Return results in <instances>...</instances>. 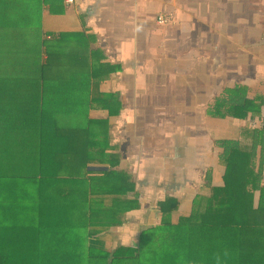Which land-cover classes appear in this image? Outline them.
I'll return each mask as SVG.
<instances>
[{
  "label": "trees",
  "instance_id": "obj_1",
  "mask_svg": "<svg viewBox=\"0 0 264 264\" xmlns=\"http://www.w3.org/2000/svg\"><path fill=\"white\" fill-rule=\"evenodd\" d=\"M46 1L54 0H0V152L10 160H0V196L5 199L0 202V264H264L263 133L247 126L240 128L238 144L223 161L222 185L210 184L206 193H197L184 213L178 197L158 201L161 222L141 234L166 244L106 247L109 232L140 208L136 182L132 172L120 169L115 148L91 152L87 143L80 154L74 148L83 132H62L45 111L42 83L52 62V55L47 63L41 60L47 50L40 35V2ZM259 97L247 99L244 86L226 89L209 114L254 118L264 107ZM99 102L110 118L123 108L119 100L108 106ZM85 131L90 134L89 127ZM59 146V153L75 154L73 162L57 159ZM94 159L109 166L99 177H88L87 170L84 177L62 173L88 168Z\"/></svg>",
  "mask_w": 264,
  "mask_h": 264
},
{
  "label": "crops",
  "instance_id": "obj_2",
  "mask_svg": "<svg viewBox=\"0 0 264 264\" xmlns=\"http://www.w3.org/2000/svg\"><path fill=\"white\" fill-rule=\"evenodd\" d=\"M157 14L170 23L158 25ZM40 19L42 62L52 55L53 76L42 83L45 111L58 129L79 128L88 140L89 127L95 143L99 137L109 145L97 149L120 153V169L141 156L142 166L163 167L150 171L161 177L156 187L168 190L162 182H173L174 191L193 190L189 203L210 184L222 185L217 165L251 118L209 112L236 86L246 87L251 101L264 98V0H54L44 3ZM118 100L123 108L110 118L99 101ZM59 150L57 159H70ZM126 152L139 156L127 163Z\"/></svg>",
  "mask_w": 264,
  "mask_h": 264
},
{
  "label": "rangeland",
  "instance_id": "obj_3",
  "mask_svg": "<svg viewBox=\"0 0 264 264\" xmlns=\"http://www.w3.org/2000/svg\"><path fill=\"white\" fill-rule=\"evenodd\" d=\"M45 3V2H44ZM43 3V5H44ZM40 10H43V6L42 3L40 2ZM42 12V11H41ZM34 21L38 20V16L33 17ZM42 32H40L41 35ZM54 60V58H53ZM51 62V61H50ZM48 74L51 76L50 74V68L47 67L46 68ZM54 73L56 74V69L54 68ZM240 96V93L238 94ZM259 95H256L254 97L255 100H259ZM257 119H259V115L255 116ZM245 126V125H244ZM231 127V126H229ZM76 131L79 130V128L75 129ZM89 139L91 137V139H93V142H91V140H87V138L83 135H81L78 138V142L75 144V150L77 148H79L80 150V154H83V150L87 149V146L89 148H93L94 150L97 149L96 147L99 146V144L95 143L96 142V137L93 135H88ZM126 137L128 139H132L133 137H131L129 135V133L126 135ZM89 141V142H88ZM97 141H102V138H97ZM88 142V145H86ZM229 148L232 147V144H226ZM86 147V148H84ZM84 148V149H83ZM227 148V147H225ZM94 150H90L91 152ZM78 154V153H77ZM147 154H151V152H147L145 153V155ZM5 155V156H3ZM7 153H2L0 152V160L2 158V160H4V162L8 163L10 160L7 158ZM79 155V154H78ZM132 155H138V152H126L125 156L127 157V159L129 160L127 163H130V160L132 158ZM75 158V154L71 155L70 159L72 161V159L74 160ZM142 156L140 158H138L137 162L132 165V166H126L124 168V170H127L129 172H132L134 174V180L136 182V196L138 197V200L140 202V208L137 210H132L131 212H129L127 214V216L125 217V221L124 223L117 227L112 229L109 233V240H106V247L109 248L110 250H115L117 248L120 247H137L139 248L140 246H145V245H150L152 249H156L159 246H161L162 244H166L164 241H160V239H153L151 237H153L152 234L150 233H146L144 235H142V231L145 230L146 228L152 226V225H156L159 224L161 222V213L160 210L157 206L158 201L162 200L165 198L166 195H173L175 197H178L181 204V211L184 213L186 211H189L190 206H191V202L189 203V199L188 197L192 194L193 190H191V192H187L188 190L184 189H178V191H174L172 190V187L174 186L173 182H162L163 185H166L167 188H169L168 190H164L161 188H157L160 185V178L157 172H150L152 170V168H159V169H164L163 167H159V166H155L154 164H145L144 166H142ZM149 161H151V158H148ZM73 162V161H72ZM94 162H99L97 159H94ZM1 167V165H0ZM16 167V166H15ZM101 167H94V166H90L89 168L84 167V165H80L79 167H77L76 170H66L63 171L62 173L64 174H69L72 173L76 175H79L80 177H84V175H86L85 170H87V172H89L90 174L87 173L88 177H99L101 176L100 172H96L98 171V169H100ZM109 168V167H108ZM218 170L216 171V179L218 176V180H220L219 178V174L223 173L224 170V163L223 160L221 161V164L217 165ZM215 173V172H214ZM156 174V176H154ZM1 175V173H0ZM83 175V176H82ZM154 176V177H153ZM152 177V179H150ZM215 179V181H216ZM4 181V179H0V182ZM158 184V186L156 187V183ZM220 183V181H218ZM35 183V180H31V185L26 187V191H31L32 187ZM1 188V187H0ZM208 188H203L204 192L205 190L207 191ZM189 196H187V194ZM5 199L3 197L0 196V202H4ZM177 215H175L173 217V222L177 221Z\"/></svg>",
  "mask_w": 264,
  "mask_h": 264
},
{
  "label": "built area",
  "instance_id": "obj_4",
  "mask_svg": "<svg viewBox=\"0 0 264 264\" xmlns=\"http://www.w3.org/2000/svg\"><path fill=\"white\" fill-rule=\"evenodd\" d=\"M66 4H72L74 0H65ZM156 23L158 25H168L170 23V17H167L166 14H157ZM247 127L252 130H262L264 131V112L262 115L257 118H251L247 121Z\"/></svg>",
  "mask_w": 264,
  "mask_h": 264
},
{
  "label": "bare ground",
  "instance_id": "obj_5",
  "mask_svg": "<svg viewBox=\"0 0 264 264\" xmlns=\"http://www.w3.org/2000/svg\"><path fill=\"white\" fill-rule=\"evenodd\" d=\"M219 65V64H218Z\"/></svg>",
  "mask_w": 264,
  "mask_h": 264
}]
</instances>
